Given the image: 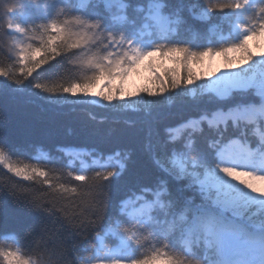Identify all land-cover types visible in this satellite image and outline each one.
I'll return each instance as SVG.
<instances>
[{
	"label": "trees",
	"instance_id": "16d2710c",
	"mask_svg": "<svg viewBox=\"0 0 264 264\" xmlns=\"http://www.w3.org/2000/svg\"><path fill=\"white\" fill-rule=\"evenodd\" d=\"M262 10L264 0H0V264L6 252L20 264H93L114 249L129 264L157 254L150 264H217L223 256L207 239L187 242L189 228L217 212L198 183L218 174L233 145L249 159L248 179L264 181V96L250 88L219 98L191 71L192 54L239 43ZM52 22L69 28L65 43L80 36L85 47H64L22 77V49L41 46ZM170 49L187 51L170 56L162 76L153 70L151 93L98 105L63 91L91 80L90 60L124 80L135 50L163 58ZM139 207L142 216L127 215ZM237 223L243 234L257 225L264 243L255 207Z\"/></svg>",
	"mask_w": 264,
	"mask_h": 264
},
{
	"label": "rangeland",
	"instance_id": "374dc122",
	"mask_svg": "<svg viewBox=\"0 0 264 264\" xmlns=\"http://www.w3.org/2000/svg\"><path fill=\"white\" fill-rule=\"evenodd\" d=\"M86 0H80L85 2ZM107 3H114L116 0H105ZM160 19L158 18V22ZM10 33L17 34L19 30L14 24L9 26ZM247 35V34H246ZM244 35L243 38L246 36ZM260 45V47H257ZM250 49L254 53L253 64H243L238 69L230 72H223V59L220 57L215 58L211 63L213 66H219L220 72H217L215 77L201 76V79L206 80L207 88L212 91L219 98H226L231 91L234 90H248L255 88L258 94L264 96V57L261 53H264V36L257 37L249 42ZM135 64V63H134ZM170 67V63H165V68ZM150 70L153 72L155 68L149 64ZM164 68V69H165ZM194 71H202L201 68L194 66ZM150 76L145 69H141L129 83V89L131 91H138L143 87L147 88V81ZM119 80V79H118ZM153 80V78H152ZM124 80H120L123 83ZM235 81H243L245 87H231ZM228 92L225 93V89ZM105 89H111L110 82H105L104 86L99 87L90 92L87 98L98 105L104 104L108 99L103 95L94 94L96 91H104ZM113 91V97H123L119 95L121 88L117 86ZM219 119L220 117L217 116ZM249 159L247 156L242 155V150L239 146L233 145V148L227 152H224L220 156V170L218 174H207L198 183L199 188L207 197L212 199V208L216 209V213H205L204 217L197 220L194 226L189 228V240L188 244H191L192 238L199 236L202 239H209V231L213 230L217 233L226 235L231 241V248L226 253L227 258L234 259L235 264H244L245 261L248 264H259L264 261V253L261 249L264 248V243L258 233L257 225H247L249 231L243 234L238 227L237 220L241 218L242 211L248 208L255 207L259 214L264 217V181L253 182L246 176L247 166ZM171 167L181 172L184 168L183 163L180 160L174 159L171 163ZM228 167L232 172L241 174L239 178L236 176H230L228 173L223 172V168ZM208 179L209 186L204 188L201 181ZM219 184L220 188L226 191L230 197L225 204L224 197H220V201L217 200L216 189L211 187L212 183ZM146 210L144 207L129 209L127 215L131 218L139 217ZM230 213V217L226 222L222 221L224 213ZM196 238V237H195ZM187 244V245H188ZM190 248V245L187 246ZM217 251V250H216ZM9 253H14L15 256H10ZM5 260L9 264H20V254L17 252H6L4 254ZM33 264V263H32ZM93 264H129L126 262L118 249L111 250L109 253L97 255V259Z\"/></svg>",
	"mask_w": 264,
	"mask_h": 264
},
{
	"label": "snow or ice",
	"instance_id": "6c2138e0",
	"mask_svg": "<svg viewBox=\"0 0 264 264\" xmlns=\"http://www.w3.org/2000/svg\"><path fill=\"white\" fill-rule=\"evenodd\" d=\"M221 7H224L221 5ZM231 7L239 9L241 4L236 3L231 5ZM264 11V10H262ZM76 23H81L80 20H75ZM54 33V34H53ZM69 34V28L66 25H61L56 22H52L40 35V39L43 42L41 46L36 48H27L22 49L24 55L21 58L22 67L20 69L22 73V77L26 78L31 76L36 69L41 67V65L47 63L50 59L55 58V56L59 55V53L63 50L64 47H68L70 49H82L85 47V40L82 39L80 36H75L70 41H66V37ZM47 36V39H45ZM264 36V19H261L256 25H254L251 29H249L247 35L236 44H232L226 48H224L220 52L212 53L211 50L197 54H192V63H191V71L195 73L196 78H200L203 76L208 77H215L217 72H220L219 66H213L211 61H213L217 57L223 58V68L225 71L223 72H230L238 69L241 65L247 64L254 58V53L249 48V42L257 37ZM260 47V45H257ZM186 49H170L167 54L161 58L159 50L149 52L146 55L141 53L138 50H135L136 55L134 59L137 62L129 68V75L126 79H124L123 83L120 82L118 79H113L110 77L109 73L105 69L103 64L95 63V61L90 60L89 63H94L96 68L95 75L91 78V80L81 84L76 83L72 84L69 87H65L63 89L64 92L75 94L77 92L83 93H90L93 92L96 88H102L105 82H110L111 89L114 90L117 86L121 88L119 92L120 96H127L134 93L129 89L130 80L143 68L150 76L147 81V88L143 87L141 90H147L150 93L154 91V84L152 83V76L153 72L149 68V64L153 68H155L156 72H159L160 75H163L165 63L169 62L170 56H180ZM261 56L264 57V53H261ZM193 66H197L202 69V71H194ZM26 69V70H25ZM221 73V72H220ZM0 76H8V72L0 68ZM192 76L190 75L188 78V82L191 83ZM243 81H235L232 83L231 87H245ZM37 87H41V85H37ZM52 90V89H50ZM109 89H105L104 91H96L94 94L103 95L106 99L111 100L113 99V91ZM163 90V89H161ZM228 92V89H225V93ZM228 117H224L227 119ZM212 123V122H210ZM262 142H264V138H262ZM223 172L228 173L230 176H236L239 178L241 174L232 172L228 167L223 168ZM114 173L107 172L103 174H99V180L101 179H108ZM77 179L86 181V177L80 176ZM201 184L204 188H208L209 182L206 178L205 181H201ZM211 187L216 189L217 193V200L220 201V197H224V203L227 204L229 194L220 188L219 184L212 183ZM209 247H215L217 252L223 256V258L217 261V264H231V261L228 260L226 253L231 248V241L230 239L223 234L217 233L213 230L209 231V239L206 241ZM261 252L264 253V248L261 249ZM10 256H15L14 253H9ZM160 259V254L154 255L144 260H136L133 261V264H150V262H156Z\"/></svg>",
	"mask_w": 264,
	"mask_h": 264
}]
</instances>
